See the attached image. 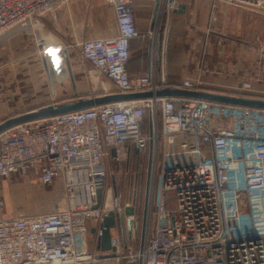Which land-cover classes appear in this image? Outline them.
I'll return each mask as SVG.
<instances>
[{
    "label": "built area",
    "instance_id": "obj_1",
    "mask_svg": "<svg viewBox=\"0 0 264 264\" xmlns=\"http://www.w3.org/2000/svg\"><path fill=\"white\" fill-rule=\"evenodd\" d=\"M67 1L0 0V32L31 26ZM109 1L117 33L84 38L83 59L117 91L161 87L153 72L133 75L127 68L131 41L141 35L135 0ZM220 1L264 15V0ZM179 2L158 0L151 37L167 27L163 17ZM234 89L264 97L250 81ZM151 141L143 249L118 244L117 258L141 264H264V108L180 96L111 101L0 132V180L27 171L43 184L62 178L71 203L49 213L8 216L0 200V264H95L88 219L101 221L110 209L124 208L109 162L128 160L132 153L149 159ZM99 187L103 196L95 208Z\"/></svg>",
    "mask_w": 264,
    "mask_h": 264
},
{
    "label": "crops",
    "instance_id": "obj_2",
    "mask_svg": "<svg viewBox=\"0 0 264 264\" xmlns=\"http://www.w3.org/2000/svg\"><path fill=\"white\" fill-rule=\"evenodd\" d=\"M181 3L185 4L183 8L164 15L167 27L162 26L158 36L151 37L148 31L156 22L158 0H135L141 35L131 41L129 72L141 75L151 71L162 86L227 90L250 81L255 91L264 90V15L220 0H180L179 6ZM208 26L218 33L211 38L217 45L207 47ZM116 33L115 12L109 0H68L31 26L18 24L0 32V121L78 96L117 91L105 75L91 69L80 51L84 38ZM149 125L148 117L146 130ZM28 172L32 180L39 181L33 171ZM27 173L23 174L29 179ZM19 175L1 180V185L2 181L7 183L0 188L1 199L9 201L10 184ZM114 177L112 174V182ZM60 183L58 178L53 186ZM135 206L137 210L130 220L122 208L126 240L120 225L112 228L121 249L140 248L143 209L140 212L138 202ZM21 209L5 205L4 212L8 216L24 214ZM99 224L97 218L88 220V240L93 234L92 250L96 253ZM93 227L96 231H92ZM113 258H97L96 264H111L109 260Z\"/></svg>",
    "mask_w": 264,
    "mask_h": 264
},
{
    "label": "water",
    "instance_id": "obj_3",
    "mask_svg": "<svg viewBox=\"0 0 264 264\" xmlns=\"http://www.w3.org/2000/svg\"><path fill=\"white\" fill-rule=\"evenodd\" d=\"M184 6L185 4L181 3L179 7L183 8ZM158 96L194 97V98L208 99L211 101L221 102V103L264 108V97L262 96L237 94L223 90L168 84V85H163L155 90L145 89V90H137V91H124V92L110 91L102 94L78 96L69 100L47 104L39 108H35L32 110L21 112L16 115L9 116L3 121H0V132L4 131L8 127L15 125L17 123L36 119V118L53 116L56 114L87 108L111 101L134 99V98H145V97H158ZM148 117H149V124L151 127L152 124L151 109L148 112ZM152 148H153V144L151 141L149 146L148 167L146 171V188H145V196L143 201V219H142L140 251H142L144 244V234H145L149 188H150V176H151L150 168H151ZM135 150L139 151L138 147L135 146ZM112 152L113 154H115V148L112 149ZM113 183L115 185L117 192L115 177L113 178ZM102 196H103V189L102 187H99L97 193V203L94 204L95 208H98L100 206L102 201ZM117 202L119 203V198H117ZM136 210L137 209L134 202L126 203L124 205V213L130 216L129 220L134 217ZM117 211L118 213L116 212V210L110 209L109 212L100 221V224L98 226V236L96 242V249L99 252L96 253L97 258L117 256L119 237L112 235L113 227H117L118 225H120L121 232L123 234L122 237L124 240H126L123 209H119ZM117 214L119 215V219H117ZM92 231H96V227H93ZM125 264H141V260H139L138 262L133 260H128L126 261Z\"/></svg>",
    "mask_w": 264,
    "mask_h": 264
},
{
    "label": "rangeland",
    "instance_id": "obj_4",
    "mask_svg": "<svg viewBox=\"0 0 264 264\" xmlns=\"http://www.w3.org/2000/svg\"><path fill=\"white\" fill-rule=\"evenodd\" d=\"M213 28L214 27L208 26L206 30V33L209 34L207 47L213 44L217 45V43H214L211 40L213 34L217 33L214 32ZM212 39H214V37ZM223 91L243 92L247 94L253 93L252 90L239 91L237 89H227V90L225 89ZM261 92H264V90H261ZM160 118L161 115L158 113V120H160ZM147 121H148V114L146 115V124ZM147 157H148L147 154H145L141 156L140 159L138 160V157H136V155L132 153L128 160H123L120 163L115 160H111V165H110V173L111 175L113 174L116 177L115 179H116L117 193H118L117 196L119 198V203L120 202L125 203L127 201L136 199V202H138L140 208V212H142L143 209V201L145 196V175L148 167ZM19 174L20 175L18 177V180L14 179L15 181L12 180L10 184L9 195H7L9 201L8 200L5 201V199L4 200L1 199L0 196V200L3 204V207H5L6 205L9 209L12 208L14 210L17 208H22L21 210L24 209L25 213L39 214V213H49L54 209L66 208L71 205L70 201L65 196V190H64L62 178L60 185H58V187H55V185L53 186L54 183L38 184L39 181L37 182L36 180H32L29 172L27 173V175H29V179L26 178L23 173H19ZM4 179L5 178H3L2 180L4 181ZM3 181H2V185L0 183V188L1 186H4V184H6L7 186V183ZM9 183L10 182H8V184ZM171 202L175 203V201L173 200V196L171 197ZM92 219H96V218H92ZM88 245L90 249H93L94 247L93 234L89 237ZM109 261H112L111 264H124V261H122V259L117 258V256H115L113 259ZM96 263L97 261H95V264Z\"/></svg>",
    "mask_w": 264,
    "mask_h": 264
},
{
    "label": "flooded vegetation",
    "instance_id": "obj_5",
    "mask_svg": "<svg viewBox=\"0 0 264 264\" xmlns=\"http://www.w3.org/2000/svg\"><path fill=\"white\" fill-rule=\"evenodd\" d=\"M145 188H146V178H145Z\"/></svg>",
    "mask_w": 264,
    "mask_h": 264
},
{
    "label": "bare ground",
    "instance_id": "obj_6",
    "mask_svg": "<svg viewBox=\"0 0 264 264\" xmlns=\"http://www.w3.org/2000/svg\"><path fill=\"white\" fill-rule=\"evenodd\" d=\"M134 202V201H133ZM135 203V202H134Z\"/></svg>",
    "mask_w": 264,
    "mask_h": 264
},
{
    "label": "trees",
    "instance_id": "obj_7",
    "mask_svg": "<svg viewBox=\"0 0 264 264\" xmlns=\"http://www.w3.org/2000/svg\"><path fill=\"white\" fill-rule=\"evenodd\" d=\"M134 155H135V153H134Z\"/></svg>",
    "mask_w": 264,
    "mask_h": 264
}]
</instances>
